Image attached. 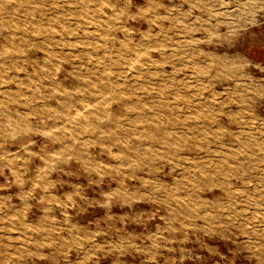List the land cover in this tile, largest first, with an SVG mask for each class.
I'll list each match as a JSON object with an SVG mask.
<instances>
[{"label":"rangeland","instance_id":"374dc122","mask_svg":"<svg viewBox=\"0 0 264 264\" xmlns=\"http://www.w3.org/2000/svg\"><path fill=\"white\" fill-rule=\"evenodd\" d=\"M0 264H264V0H0Z\"/></svg>","mask_w":264,"mask_h":264}]
</instances>
